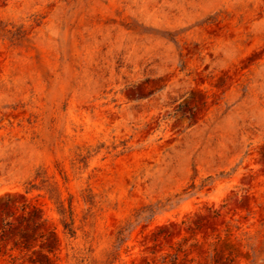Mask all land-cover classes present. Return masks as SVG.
<instances>
[{"label": "rangeland", "instance_id": "1", "mask_svg": "<svg viewBox=\"0 0 264 264\" xmlns=\"http://www.w3.org/2000/svg\"><path fill=\"white\" fill-rule=\"evenodd\" d=\"M0 264H264V0H0Z\"/></svg>", "mask_w": 264, "mask_h": 264}, {"label": "trees", "instance_id": "2", "mask_svg": "<svg viewBox=\"0 0 264 264\" xmlns=\"http://www.w3.org/2000/svg\"><path fill=\"white\" fill-rule=\"evenodd\" d=\"M58 210L62 216L61 221L64 225L65 230H67V232L71 233L72 235L75 234V228H74V218H73V210L71 208L67 209L64 200L62 199H58ZM42 220H46L47 218H45L44 216L41 217ZM180 250V249H178ZM178 253L174 254V258L178 259L177 257Z\"/></svg>", "mask_w": 264, "mask_h": 264}]
</instances>
